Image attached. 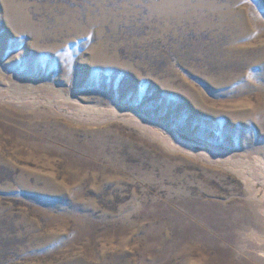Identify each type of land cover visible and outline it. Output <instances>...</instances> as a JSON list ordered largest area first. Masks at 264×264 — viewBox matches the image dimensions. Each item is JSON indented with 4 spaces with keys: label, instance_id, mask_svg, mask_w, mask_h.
<instances>
[{
    "label": "rangeland",
    "instance_id": "374dc122",
    "mask_svg": "<svg viewBox=\"0 0 264 264\" xmlns=\"http://www.w3.org/2000/svg\"><path fill=\"white\" fill-rule=\"evenodd\" d=\"M0 264H264V0H0Z\"/></svg>",
    "mask_w": 264,
    "mask_h": 264
}]
</instances>
